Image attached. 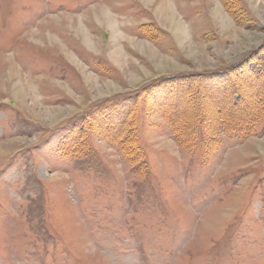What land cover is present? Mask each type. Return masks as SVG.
Here are the masks:
<instances>
[{
	"label": "rangeland",
	"instance_id": "1",
	"mask_svg": "<svg viewBox=\"0 0 264 264\" xmlns=\"http://www.w3.org/2000/svg\"><path fill=\"white\" fill-rule=\"evenodd\" d=\"M263 45L264 0H0V264H264V118L226 133L203 77L161 84Z\"/></svg>",
	"mask_w": 264,
	"mask_h": 264
},
{
	"label": "trees",
	"instance_id": "2",
	"mask_svg": "<svg viewBox=\"0 0 264 264\" xmlns=\"http://www.w3.org/2000/svg\"><path fill=\"white\" fill-rule=\"evenodd\" d=\"M235 12L237 11H232V14H235ZM236 70H242V72L238 73V75L242 74L243 76L247 73L250 74L248 75V77L251 78L250 83H248L246 79L241 77L242 80H245L246 83H248L247 86H244L243 88L242 86L235 87L236 83L238 85H241L244 82L239 81V79H237L238 82L232 79L230 75L232 74L233 76V72H235ZM202 77L203 80H201V88L199 87L197 89V93L200 91V89L203 90L206 93V97H209L212 100L214 106H216L221 112H223L225 126L223 130H225L226 133H233L245 138L253 134L255 123L264 118V45L259 47L258 50L255 51V53H253L251 56H246L241 61L216 70L215 72L207 74L203 72L183 73L180 75L172 74L169 76H163L161 78V84H175L177 82L183 83L185 80L190 81ZM230 86L234 88L235 92L232 93L233 101L228 103L230 97L226 94L230 91ZM173 87V89L177 91L175 92L176 96H174V98H177V95H179L180 91L182 90L178 91V89H181L180 87ZM161 90L164 91L163 88H161ZM167 91L168 90H166V92ZM160 94L161 93H159V95ZM153 96L155 97V99H157L158 93L153 94ZM171 98H173L171 96V93H167L166 101H169L168 109H171V105L174 104V110L171 109L173 113L166 114V112H164V117L171 127L172 131L176 133V131L178 130V127L175 125L178 121V118L176 117H178L180 110L178 112H176L175 110L177 108V105L178 107L180 106V108L183 110L185 103H182V105L181 103H172L170 102ZM101 112L104 116V111H99L96 119L100 117ZM93 117L95 118V115H93ZM101 126L106 129L105 123L101 124ZM76 128L77 129L73 130H77V133L71 132V129L68 130L69 133H67V135L64 137L65 140L62 142V149L64 155L66 156H77V153H79L83 149L82 132L79 130L82 127L80 125ZM191 130L192 129L190 128L189 133L191 132ZM192 135L193 134L191 133L189 137L181 139L182 142H184L185 140L187 142H190L188 147H191L193 145L191 144ZM107 138L109 140L117 139L116 135L111 137L107 136ZM121 148H123L124 150V147Z\"/></svg>",
	"mask_w": 264,
	"mask_h": 264
},
{
	"label": "bare ground",
	"instance_id": "3",
	"mask_svg": "<svg viewBox=\"0 0 264 264\" xmlns=\"http://www.w3.org/2000/svg\"><path fill=\"white\" fill-rule=\"evenodd\" d=\"M158 10H159V12H161V14H164L165 13V15H166L165 19L168 22H170L171 24H174L175 27L177 29H179V27H178L179 22H175V20H173V15H170L169 12H168V6H167V4H163V3L159 4ZM100 14L103 17V19L107 21L108 29H109L110 33L112 34V36L114 37L115 35H118V33L116 32V27L117 26H116L114 20L112 19L111 15H109L107 13V11H105L103 9L99 10V15ZM179 30L185 31V36L187 38V31H186V29L185 28H180ZM85 40L87 41L88 38H85ZM114 56H118L117 58H121L120 53L118 54L117 52L114 53Z\"/></svg>",
	"mask_w": 264,
	"mask_h": 264
}]
</instances>
